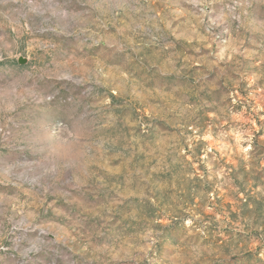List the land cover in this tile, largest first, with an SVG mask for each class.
<instances>
[{"label":"rangeland","instance_id":"rangeland-1","mask_svg":"<svg viewBox=\"0 0 264 264\" xmlns=\"http://www.w3.org/2000/svg\"><path fill=\"white\" fill-rule=\"evenodd\" d=\"M0 264H264V0H0Z\"/></svg>","mask_w":264,"mask_h":264},{"label":"water","instance_id":"water-1","mask_svg":"<svg viewBox=\"0 0 264 264\" xmlns=\"http://www.w3.org/2000/svg\"><path fill=\"white\" fill-rule=\"evenodd\" d=\"M19 62L22 64V63H25L26 60L22 58V59L19 60Z\"/></svg>","mask_w":264,"mask_h":264}]
</instances>
